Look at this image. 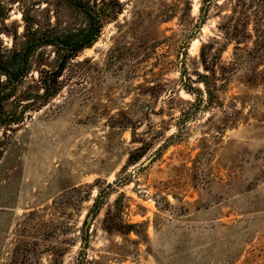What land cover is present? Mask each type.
Segmentation results:
<instances>
[{"label": "rangeland", "instance_id": "1", "mask_svg": "<svg viewBox=\"0 0 264 264\" xmlns=\"http://www.w3.org/2000/svg\"><path fill=\"white\" fill-rule=\"evenodd\" d=\"M200 1L94 0L96 36L58 92L35 108L3 101L0 264H264V55L250 72L246 52L264 14L249 8L226 39L234 0ZM2 2L7 47L21 11L56 32L89 25L62 0ZM208 43L226 81L190 106L181 66L204 73ZM54 49L29 54L14 96L37 91V60L52 65Z\"/></svg>", "mask_w": 264, "mask_h": 264}, {"label": "trees", "instance_id": "2", "mask_svg": "<svg viewBox=\"0 0 264 264\" xmlns=\"http://www.w3.org/2000/svg\"><path fill=\"white\" fill-rule=\"evenodd\" d=\"M68 6L77 9L88 17L89 25L83 31H69L56 32L54 27L47 23L46 26H39L32 21L31 17L21 11V19L23 27L21 31V40L14 43L16 33H12V42L7 47L0 42V110L4 100L13 96L12 99L19 102V104L30 105L37 107L41 103L48 100L51 96L58 92L61 87L59 77L65 66L73 59L79 50L90 46L94 41L98 26L101 23L99 20V12L95 11L92 6L95 5L94 0H62ZM211 0H201L200 9L204 2L208 3ZM233 7L236 9V14H239L237 19L230 17L224 25V32L226 39L239 38L242 34V26H244L247 19L246 12L249 8L254 16L264 14V0H234ZM4 6L0 0V29H4L3 21L5 18ZM256 44L253 50L246 51L255 59L250 62L249 71L252 72L255 60H259L264 55V29L259 27L254 29ZM54 46V60L50 65L48 58H38L37 62L40 69L37 70V76L31 81L35 84L37 91L30 93L29 90L19 92L14 96V90L17 83L26 75V68L29 54L41 46ZM212 43L202 45L199 51V61L204 73L195 71L194 77L187 73L185 65L181 66L180 81L181 85L194 95L193 101L190 103L197 105L203 103L208 106L214 103L215 88H219L226 81L225 67L218 65V58L220 53L211 52ZM251 51V52H250ZM220 52V51H219ZM239 55H236L238 58ZM255 62V63H254ZM215 69H218L217 71ZM207 71L209 74L207 75ZM203 78L202 87L193 88L192 79ZM193 90V91H191ZM24 99H30L23 102ZM29 103V104H27ZM181 116V120L184 119ZM12 117V116H11ZM14 119V118H12ZM1 121V120H0Z\"/></svg>", "mask_w": 264, "mask_h": 264}, {"label": "water", "instance_id": "3", "mask_svg": "<svg viewBox=\"0 0 264 264\" xmlns=\"http://www.w3.org/2000/svg\"><path fill=\"white\" fill-rule=\"evenodd\" d=\"M151 157H152V156H150V157L144 159V160L139 164V167L145 166V165L151 160ZM90 217H91V214L88 215V217H87V219H86L87 222L89 221ZM84 231H85V228H84Z\"/></svg>", "mask_w": 264, "mask_h": 264}]
</instances>
